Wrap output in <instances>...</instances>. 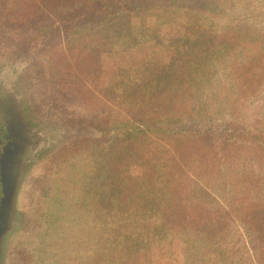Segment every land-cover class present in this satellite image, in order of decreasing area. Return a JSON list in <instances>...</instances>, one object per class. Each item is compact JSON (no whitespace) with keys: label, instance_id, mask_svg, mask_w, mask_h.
Wrapping results in <instances>:
<instances>
[{"label":"rangeland","instance_id":"374dc122","mask_svg":"<svg viewBox=\"0 0 264 264\" xmlns=\"http://www.w3.org/2000/svg\"><path fill=\"white\" fill-rule=\"evenodd\" d=\"M13 1L3 0L2 6ZM216 2L223 6L219 15L207 6L139 4L111 19L70 25L62 39L40 35L39 44L0 26V69L16 79L50 136L20 183L1 264H216L202 240L201 257L186 262L180 233L175 241L146 251H128V239L119 236L133 231L137 237L146 222L155 220L148 212L152 208L144 209L136 196L151 180L154 163L173 154L176 182H199L200 170L213 162L208 145L219 143L218 151L225 138L204 143L177 138L176 146L153 135L129 140L126 118L188 116L211 124L210 134H216L238 97L235 76L243 71L238 58L250 60L264 51V0ZM259 92L246 112V131L264 132V91ZM247 144L249 150L238 151V166L262 177L264 151ZM222 153H214V160L224 161L227 147ZM213 196L219 205L196 197L186 215L196 217V205L203 207L207 231L218 219V225L232 230L224 243L235 250L250 237L241 218L264 242V193ZM134 200L139 203L132 205ZM249 261L264 264V244Z\"/></svg>","mask_w":264,"mask_h":264},{"label":"trees","instance_id":"16d2710c","mask_svg":"<svg viewBox=\"0 0 264 264\" xmlns=\"http://www.w3.org/2000/svg\"><path fill=\"white\" fill-rule=\"evenodd\" d=\"M0 2V26L6 31L5 33L15 32L18 35L30 37L37 44L44 39V37H39L40 35H49L48 37L51 36L52 39H56L58 36L59 39H62L70 25L81 28L85 23L94 19H111L128 10L135 9L139 4L144 8L160 6L177 7L178 9H205L207 6L210 13L214 15L221 14L223 10V6L216 0H14L12 4L5 7L2 6L3 0ZM238 61L243 70L235 76L238 97L228 105L229 117L224 120L222 131L210 134L214 130L211 124L205 125V122L188 116L126 118L128 129L124 135L129 140L153 135L161 140H169V144L176 146L178 145L177 138L186 137L188 141L204 143L202 142L204 139L210 142L211 139L215 140L216 136L225 135L222 147L218 151L215 150V147L219 143L214 146L212 141L208 146L212 148L209 150L214 156H218L214 153L223 154L226 147L229 152L227 155H223L227 159L220 156L224 160L222 162L220 159L214 160L213 156V162L205 164L206 170H200L199 182H192L191 179L186 182L185 179L176 182L175 174L177 172H175L172 163L175 164L177 160L172 153L170 160L164 159V161L154 163L152 167L155 170L151 172V180L142 187V193H138L136 196L143 199L142 207L144 209L152 208L148 212L155 215V220L151 224L146 222V226L142 228L137 237L133 231L119 235L128 239L129 243L125 244L128 251H146L153 246L173 242L176 240V233H180L183 236L181 243L186 262L201 257L200 240L203 242L202 245L209 248L208 257L213 259L216 264H250L248 260L255 253L259 254L264 242L259 241L257 228L248 223L246 219L241 218V225L249 232L250 237L240 244L243 247L238 251L235 250L234 245L224 243L225 236L230 235L232 230L221 224L218 225V219L215 220L212 230L207 231L208 228L205 226L207 219H204V214L201 215L204 212L203 207L196 205V217L191 218L186 215L187 208L194 207V203H190V199L196 197H209L212 199L213 205L217 206L220 202L213 196L215 193L223 196L228 194L236 199L251 193L254 195L264 193V176L255 177V170H248V167L244 170L242 166H238V151L241 152L244 148L249 150L247 147L251 146H248L247 143H252L264 151V132L253 128V130L246 131L245 121L246 112L254 101V97H258L259 91H264V51L252 54L250 60L239 57ZM167 75L172 76L171 73ZM242 100H244V104L237 111L238 103ZM240 141H242L241 144H239ZM204 153L210 154L205 151ZM136 203L139 201H131L132 205ZM200 217L205 221H202ZM235 232L236 230H233V233ZM152 235L159 236V241L151 244L149 240Z\"/></svg>","mask_w":264,"mask_h":264},{"label":"flooded vegetation","instance_id":"af4514ba","mask_svg":"<svg viewBox=\"0 0 264 264\" xmlns=\"http://www.w3.org/2000/svg\"><path fill=\"white\" fill-rule=\"evenodd\" d=\"M26 99L16 79L0 69V264L20 183L50 141L47 127L37 121Z\"/></svg>","mask_w":264,"mask_h":264},{"label":"water","instance_id":"95a60500","mask_svg":"<svg viewBox=\"0 0 264 264\" xmlns=\"http://www.w3.org/2000/svg\"><path fill=\"white\" fill-rule=\"evenodd\" d=\"M12 223H13V219H12V221H10V226H12ZM10 229H11V227H10Z\"/></svg>","mask_w":264,"mask_h":264}]
</instances>
